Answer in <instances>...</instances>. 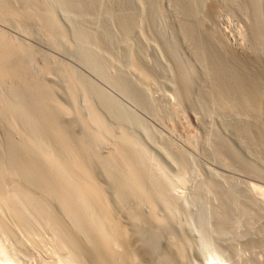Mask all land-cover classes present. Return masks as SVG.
Here are the masks:
<instances>
[{
  "label": "rangeland",
  "instance_id": "obj_1",
  "mask_svg": "<svg viewBox=\"0 0 264 264\" xmlns=\"http://www.w3.org/2000/svg\"><path fill=\"white\" fill-rule=\"evenodd\" d=\"M45 1L55 10L74 47L72 55L60 59L78 76L79 109L83 111L89 101L106 126L120 128L129 136L142 161L151 167L164 197L168 226L153 231L157 240L154 257L137 253L133 256L136 264L144 260L151 264H255L264 251L248 243L264 236V196L253 186L264 190V181H256L244 168L264 175V151L254 143L264 123L260 114L247 110L242 91L240 103L231 106L215 85L237 72L247 82L248 78L252 84L257 81L261 91L264 88V0ZM156 1L163 6L156 8ZM131 22L139 26L128 30ZM7 33L17 36L12 30ZM29 44L42 53L38 42ZM195 45L200 51L193 49ZM130 54L156 75L157 87H145L132 76ZM181 73L191 83V108L176 97ZM237 76L232 78L237 81ZM214 99H220L217 104L221 106L212 103ZM172 102L181 103L182 116L199 120V128L190 121L196 133L191 147L163 129L174 123L169 111ZM217 139L235 152L243 169L220 165L214 146ZM222 156L229 158L226 152ZM41 249H35L38 257L46 263L57 261L56 254ZM18 260L39 263L25 255Z\"/></svg>",
  "mask_w": 264,
  "mask_h": 264
},
{
  "label": "bare ground",
  "instance_id": "obj_2",
  "mask_svg": "<svg viewBox=\"0 0 264 264\" xmlns=\"http://www.w3.org/2000/svg\"><path fill=\"white\" fill-rule=\"evenodd\" d=\"M157 1L156 8L161 6ZM150 15L145 18L148 24ZM138 26L131 22L128 30ZM9 30L17 36L8 34ZM69 41L45 0H0V238L9 243L5 246L0 239V264H23L20 255L31 256L38 264H136L137 253L154 257L157 240L153 231L168 226L167 206L156 177L129 136L120 128L106 126L89 101L83 111L79 109L78 76L60 59L73 54ZM31 42H38L41 54ZM192 47L200 51L197 45ZM128 70L145 87L159 85L156 75L131 54ZM184 75L178 78L176 97L187 108L191 83ZM239 76L237 81L224 77L215 87L231 106L240 103L242 91L247 110L260 114L264 123V88L261 91L257 81L259 87L252 79L247 82ZM212 101L217 104L220 99ZM178 103L169 106L174 123L163 129L191 147L196 133L190 121L199 128V120L190 115L188 121ZM261 130L254 143L264 151ZM214 146L222 167L244 168L224 140H215ZM246 168L256 181H264V175ZM253 187L264 196L263 188ZM249 244L264 251V236H256ZM39 247L56 254L57 261L46 263L38 257L35 249ZM263 255L254 263L264 264Z\"/></svg>",
  "mask_w": 264,
  "mask_h": 264
}]
</instances>
